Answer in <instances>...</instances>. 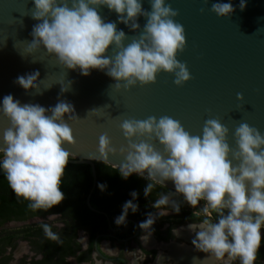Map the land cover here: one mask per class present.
<instances>
[{
    "label": "clouds",
    "instance_id": "obj_1",
    "mask_svg": "<svg viewBox=\"0 0 264 264\" xmlns=\"http://www.w3.org/2000/svg\"><path fill=\"white\" fill-rule=\"evenodd\" d=\"M34 2L32 17L42 22L33 27L29 53L43 47L60 66L79 69L85 76L92 69L106 70L116 81L112 86L117 90H131L138 83H155L161 72L173 74L177 86L192 79L187 64L177 58L187 46L185 28L174 19L179 16L178 10L166 0H149L151 11L144 10L142 0ZM100 6L118 13L120 23L134 31L140 29L137 20L144 16L147 22L143 31L125 45L126 33L118 30L115 22L103 20L98 11ZM239 6L244 10L247 0H240ZM211 11L227 18L235 9L232 3L217 0ZM113 45L118 49L114 57L106 55ZM39 77V71H35L17 77L15 83L42 94L37 83ZM69 89L62 85V92ZM237 98L243 100V94L237 93ZM73 112V105L66 101L46 109L39 104L22 105L11 94L3 97L0 114L9 119L11 126L3 131L5 147L0 148L4 153L0 166L16 196L29 201L28 207L33 211L50 209L64 199L62 177L70 153L63 145L76 143L73 129L64 117L69 114L68 119L81 120ZM120 127L128 140V148L121 149L122 154L127 152L125 162L118 167L122 177L132 174L143 177L147 171L145 178L150 183L144 190L146 197L158 184L170 180L176 193L182 194L191 206L206 201L204 212L210 207L218 214V222L204 220L199 225H190L196 236L192 243L217 259L227 254L229 259L238 257L241 264H254L264 228V135L260 130L241 122L235 128L237 148L233 149L228 142L230 130L215 118L205 120L202 135H192L180 121L167 115L125 119ZM137 137L146 139L136 143ZM149 141H158L163 150ZM99 145L100 156L109 165L108 153L114 154L116 150L106 134L100 136ZM233 160L238 163L234 165ZM131 196L135 199L138 193L133 191ZM170 203L179 212L171 194H160L153 207L161 209L162 216ZM138 207L127 201L115 223L125 224L129 210L135 213ZM153 224L154 217L149 213L139 227L147 231ZM43 229L47 238L59 242L47 224Z\"/></svg>",
    "mask_w": 264,
    "mask_h": 264
},
{
    "label": "water",
    "instance_id": "obj_2",
    "mask_svg": "<svg viewBox=\"0 0 264 264\" xmlns=\"http://www.w3.org/2000/svg\"><path fill=\"white\" fill-rule=\"evenodd\" d=\"M214 2L217 0H166L178 10L179 16L174 19L185 28L187 46L177 58L187 64L192 75L190 81L177 86L173 74L161 72L155 83H138L131 90H117L112 86L116 81L106 70L92 69L85 76L79 69L60 66L55 56L48 55L43 47L29 53L33 27L42 22L32 17L34 0H0V107L3 97L9 94L22 105L39 104L46 109L60 101L73 105L72 115L81 120H70L69 114L64 119L73 129L76 143L65 142L63 147L70 153L68 162L87 163L91 168V184L85 196L90 209L99 211L90 203L96 181L94 162L103 161L99 138L106 134L116 150L114 154L108 153L109 164L122 165L127 152L122 154L121 149L128 148L120 127L125 119L167 115L180 121L192 135H202L205 120L219 119L230 130L228 142L233 149L237 148L235 128L241 122L264 135V0H247L244 10L240 9V0H220L232 3L235 9L227 18L211 11ZM142 5L144 10L151 11L149 0H142ZM98 11L105 22H115L117 29L126 33L125 45L143 31L147 22L140 16L137 22L141 27L134 31L120 23L119 14L107 6H100ZM117 51L115 45L110 46L106 55L114 57ZM35 71L40 73L37 83L42 94L15 83L17 77ZM62 85L70 87L69 91L62 92ZM237 93L243 94L244 99H238ZM10 126L9 119L0 114V148L5 147L3 131ZM141 139L146 138L137 137L134 142ZM149 142L163 150L158 141ZM237 163L233 160L234 165ZM147 175L145 171L144 176ZM163 185L175 188L170 180Z\"/></svg>",
    "mask_w": 264,
    "mask_h": 264
},
{
    "label": "trees",
    "instance_id": "obj_3",
    "mask_svg": "<svg viewBox=\"0 0 264 264\" xmlns=\"http://www.w3.org/2000/svg\"><path fill=\"white\" fill-rule=\"evenodd\" d=\"M2 161V159L0 160ZM96 177L98 185L93 188L90 194V203L104 210L117 209L122 213L123 205L127 201L135 204L149 202L150 194H154L155 189L160 188V193H167L166 187L158 184L154 190L146 197L144 190L150 181L146 176L141 177L138 174H132L128 178L122 177L118 167L106 165L103 161H95ZM91 168L87 163L68 162L64 176L62 177L61 191L64 193V199L58 205L50 209H39L33 211L29 209V201L18 198L11 189L5 172L0 174V264H10L12 259V249L15 246V237L19 236L27 239L30 250L33 254L27 258L21 257L12 264H67L65 257L67 253L74 252L75 227L86 223L90 218L91 209L85 203V196L91 184ZM104 186L103 188L101 186ZM138 193L137 198H133L131 193ZM106 193H110L105 195ZM148 198V199H147ZM155 201V200H153ZM121 206L120 209L118 207ZM151 209V206H145L133 213L145 216V211ZM215 222H218V214L210 208ZM228 210L225 209V214ZM55 213L61 222L59 227L49 226L53 233L59 237V242L46 237L43 225L46 223L38 222L20 228L8 229L2 225L10 220H25L30 217H44L47 214ZM200 219V216L196 217ZM85 221V222H84ZM89 221V220H88ZM48 225V224H47ZM262 231V240L256 253L257 259H264V228ZM10 250L7 252V248ZM254 264H259L258 261Z\"/></svg>",
    "mask_w": 264,
    "mask_h": 264
},
{
    "label": "flooded vegetation",
    "instance_id": "obj_4",
    "mask_svg": "<svg viewBox=\"0 0 264 264\" xmlns=\"http://www.w3.org/2000/svg\"><path fill=\"white\" fill-rule=\"evenodd\" d=\"M97 185L98 178L96 177L94 187ZM168 193H164V195ZM108 194L110 193L105 195ZM160 194V188L155 189L154 194L149 195L151 199L147 198L150 200L149 202L140 203L139 209L151 206V209L145 211V216L141 217L130 213L126 223L122 225L115 223L116 218L122 214L117 209L108 211L91 204L99 211L91 209L89 221L75 227L73 244L75 249L73 253H67L65 257L67 264H176L177 254L172 253L170 247L187 248L192 252L199 251L198 248L185 244L180 238L188 241L190 239L193 241L196 238L195 231L189 226L203 222L200 215L204 214L205 204L201 200L194 207L195 210L179 208V212L173 210L170 215L161 216L158 209L153 207ZM120 208L121 206L118 207V209ZM196 208L200 210L199 214L196 212ZM149 213L154 217V224L151 229L146 231L141 229L139 224L148 218ZM207 215L215 222L210 207H208ZM197 216H200V219H196ZM146 239H148V243L145 242ZM113 247L118 250L113 251ZM129 247L135 249L137 255L128 262L125 250L119 249H128ZM223 259H227L226 264L230 261L226 254L224 258L218 259L216 264ZM256 261L263 264L264 259ZM233 263L241 264V261L237 257L233 259Z\"/></svg>",
    "mask_w": 264,
    "mask_h": 264
},
{
    "label": "rangeland",
    "instance_id": "obj_5",
    "mask_svg": "<svg viewBox=\"0 0 264 264\" xmlns=\"http://www.w3.org/2000/svg\"><path fill=\"white\" fill-rule=\"evenodd\" d=\"M3 157H4V153L2 151H0V160L3 159ZM166 188L168 189V192H169L168 194H171V201H174L175 204L179 208H189L191 210H195V208L193 206H191L190 204L187 203V201L185 200V198H184V196L182 194L176 193V189L175 188H172V187H169V186H166ZM202 202L205 204L204 205V207H205L207 202L204 201V200H202ZM163 210L166 212V214L162 215V216H168L174 210V208H173L172 204L170 203ZM158 211L160 212L161 209H158ZM196 212H198V214H199L200 210H198V208H196ZM200 216L202 217L203 221L204 220H209V221L213 222L211 217L209 218V215H207V213H205V212H204V214H201ZM38 222H44V223L48 224V226H52V227H54V226L59 227L61 225V222H60V220L58 218V215L55 214V213H50V214H47L44 217H37L36 216V217L27 218L25 220H10V221L4 223L2 226L5 227V228H8V229H13V228L24 227V226L31 225V224L38 223ZM200 223H202V222H199V224ZM19 236H22V235H19ZM19 236L15 237L16 241H15L14 248L11 250L12 251V259L10 260V264L16 262L21 257H26L27 256V258H29L33 254V251L30 250V247H29L27 239H23L22 237H19ZM180 239L185 244L191 245L193 248H196V246L192 243L191 239H190V241H188L186 239H183V238H180ZM183 249L188 250L187 248H178V250H183ZM9 250H10V248L8 247L7 248V252ZM115 250H118V249L113 247V251H115ZM119 250H125V256L127 257V259H129L128 262L131 261L132 259H134L135 255H137L135 253V249H133L131 247H129L128 249L124 248V249H119ZM217 260L218 259H216V263H217ZM224 261L221 260V261H219V263L220 264L221 263L222 264L223 263L226 264L227 261H225V262ZM228 264H234L233 263V259H230ZM263 264H264V262H263Z\"/></svg>",
    "mask_w": 264,
    "mask_h": 264
},
{
    "label": "bare ground",
    "instance_id": "obj_6",
    "mask_svg": "<svg viewBox=\"0 0 264 264\" xmlns=\"http://www.w3.org/2000/svg\"><path fill=\"white\" fill-rule=\"evenodd\" d=\"M145 242L148 243V239ZM170 251L177 254L176 264H216V257L210 252H204L202 250L195 252L186 249L178 250L177 247L173 246L170 247ZM224 260L227 261V259Z\"/></svg>",
    "mask_w": 264,
    "mask_h": 264
}]
</instances>
